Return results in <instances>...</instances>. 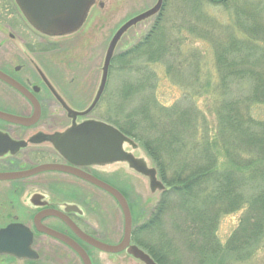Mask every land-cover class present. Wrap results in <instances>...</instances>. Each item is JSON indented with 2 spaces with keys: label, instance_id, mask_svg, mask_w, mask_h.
<instances>
[{
  "label": "trees",
  "instance_id": "trees-1",
  "mask_svg": "<svg viewBox=\"0 0 264 264\" xmlns=\"http://www.w3.org/2000/svg\"><path fill=\"white\" fill-rule=\"evenodd\" d=\"M190 1L192 6L181 11L182 25L193 39L212 45L220 77L217 82L223 84L217 94L219 104L214 106L216 123L209 126L186 97L166 106L158 102L153 91L147 90L153 84L155 88L158 80L151 77L155 71H149V64H166L167 72L174 77L181 69L197 70L196 54L188 63L182 49L181 37L185 36L180 31V35L171 38L162 10L136 43L113 56L111 66L133 72L134 79L122 80L121 92L124 89L126 96H121L111 118L102 116L143 145L167 184L145 224L132 228L131 232L132 242L157 264L171 255V264H175L176 247L169 244L171 240L175 242L174 236H179L183 247L203 252L201 242L197 245L191 234L203 228L211 235L220 214L244 209L232 235L238 258H245L264 232V120L247 111L249 104H264V0ZM201 1L235 7L238 29L234 24L232 30L216 29L198 8L201 5H195ZM125 103L128 109L123 113ZM216 154L222 157L220 165ZM203 189L207 198L200 195V200L206 201L207 228L201 221L204 211L196 202L197 193L201 194Z\"/></svg>",
  "mask_w": 264,
  "mask_h": 264
},
{
  "label": "rangeland",
  "instance_id": "rangeland-1",
  "mask_svg": "<svg viewBox=\"0 0 264 264\" xmlns=\"http://www.w3.org/2000/svg\"><path fill=\"white\" fill-rule=\"evenodd\" d=\"M156 1L95 0L94 6L91 5L87 11L84 23L81 25L82 28L80 27L73 33L58 36L59 39H62V47L59 51L34 54L32 57L36 58V68L28 66L26 70H21L20 74H35L33 77H36L38 73L54 75L55 77L50 78H53L56 82L60 81L61 85L67 86L68 94L74 97L72 105L77 109H83L92 103L100 86L103 60L108 43L114 33L125 21L153 7ZM98 2H102L103 7H100ZM192 4L193 1L190 0H164L163 9L161 10L164 12V19L165 17L167 19V29L172 34L171 38L177 33L180 35V31L185 36V38L180 37L184 40L182 49L188 56V63L194 60L193 55L196 54L197 60L195 64L197 65V70L189 72L181 69V71L176 72L174 77L172 72H167L168 66L166 64H149V71H155V74L151 73V77H157L158 80L155 88V84H153V87H149L147 90L149 92L153 91L158 102L166 106L172 105L182 97L190 99L191 101H189L193 108L204 116L209 126H212L216 123L214 106L219 104L220 99V97L217 98V94L221 92L223 84L217 82L219 74L214 65V49L212 45L201 39H193L192 33L182 25L183 17L181 11L183 8L191 7ZM195 5H201L198 8L209 17V20L216 29H228L233 26L232 24L237 28L239 17L238 14L236 15L235 7H232L230 4L225 7L224 5H213L208 1H201L198 4L195 3ZM155 19L156 15L153 14L128 27L119 37L114 52L118 53L136 43L153 25ZM180 26L182 28H179ZM7 33V30L3 33L5 38H7ZM173 40L171 39V42ZM13 50L16 53L18 52L17 48ZM173 57L176 58L175 56ZM2 60L3 58L1 57L0 63ZM132 76L133 72L117 69L116 66H110L108 80L105 82V94L100 99L98 110H95L93 114L95 118L102 119L103 115L111 118L114 115L116 105L122 100L121 96H126V93H123L124 89L121 92V82L124 78L134 79ZM71 78H77L78 80L69 84L68 81ZM244 84L243 88H246ZM83 85H87L85 92H83ZM239 93L241 94V92ZM67 109L71 111V109ZM127 109L128 106L125 103L123 113ZM247 111L252 117L264 120V104H249ZM200 122L202 123V118H200ZM125 136L127 138L123 143L122 149L135 161L142 163L146 169H154L155 179L159 183V186H152L148 174L138 172L124 160L111 163L112 177L109 181L126 197L130 207L132 228H135L145 224L144 222L149 218L161 191L164 187H167V184L158 175V169L151 155L145 150L143 145L132 136L126 134ZM244 154V157L247 156V153ZM215 157L219 162L218 165H220L222 157H220V154H216ZM201 192V194L200 191L197 193L199 196H197L196 202L204 211L201 221L207 228L208 213L204 208L206 201L200 200V195L207 198V192L204 189ZM95 201L102 203L104 207L103 210H96V222L99 230H101L100 236L106 243L115 244L121 239L123 234V215L121 209L108 193L104 194L103 192L96 191ZM242 213H244V209L225 215L220 214V218L216 219L212 227V234L209 236L208 231L204 232L203 228H198L196 232H193L191 236L196 238L194 241L197 245L201 242L204 248L203 252L195 253L196 249L187 248L185 245L183 247L181 244L182 240L178 239L179 236H174L175 242L169 241V244H172L171 246L174 245L176 247L174 263L264 264V232L260 235L261 241L257 243V246L253 245L250 247L245 258H238L239 254L235 253V238L232 239V235L233 232L235 233V228ZM204 217H206V221ZM208 238H211L212 241H209ZM185 241H188V239ZM133 244L135 243L133 242ZM94 255L96 258L102 259V264H145L128 253L127 250L112 254L111 256L109 255V259L107 255L99 253L97 250L94 252ZM171 256L167 258V261L164 259V263L162 264L169 262L171 264ZM176 259L178 262H176Z\"/></svg>",
  "mask_w": 264,
  "mask_h": 264
},
{
  "label": "flooded vegetation",
  "instance_id": "flooded-vegetation-1",
  "mask_svg": "<svg viewBox=\"0 0 264 264\" xmlns=\"http://www.w3.org/2000/svg\"><path fill=\"white\" fill-rule=\"evenodd\" d=\"M28 1L0 0V56L3 58L0 71L5 75L0 77V113L31 118L35 106L28 96L36 101L38 112L37 118L29 122L0 116V264H85L70 244L47 230L77 244L90 264H102V259L94 255L96 250L107 255L108 259L109 255L116 253L99 250L87 243L53 212L66 216L87 236L106 243L96 222V210H103L104 207L95 201V192H107L69 172L35 171L44 164H60L81 170L113 186L109 181L112 177L111 162L76 166L55 146V142L71 127L86 120L98 119L93 114L98 110L101 98L88 114L81 116L79 114L86 111L89 105L83 109L75 108L72 105L74 97L68 94L67 86L50 78L54 75L38 73L33 77L35 74H20L28 66L36 68L34 54L59 51L62 39L58 36L82 28L87 11L91 5L94 6L95 0L88 4L80 24L64 32L37 26L32 17L40 15ZM98 5L103 7L102 2ZM5 30L7 38L3 35ZM15 48L17 53L13 50ZM77 80L71 78L68 83ZM105 89L106 83L101 97ZM86 90L87 85H83V92ZM23 248L34 252L35 258H31L30 253L24 254ZM15 251L20 257L13 253Z\"/></svg>",
  "mask_w": 264,
  "mask_h": 264
},
{
  "label": "water",
  "instance_id": "water-1",
  "mask_svg": "<svg viewBox=\"0 0 264 264\" xmlns=\"http://www.w3.org/2000/svg\"><path fill=\"white\" fill-rule=\"evenodd\" d=\"M90 1L91 0H29L28 3L31 8L35 9V11L40 15V17H32L33 21L37 26H39L40 28L47 29L49 31L56 30L59 32H64L71 31L80 24ZM162 1L163 0H157L153 7L141 14L130 18L124 24H122L114 33L108 44L104 57L100 86L89 108L86 111L81 112L80 115L87 114L97 103L105 84L110 60L113 55L115 45L121 34L131 25L150 15L155 14L161 8ZM72 3H74V7H72ZM0 77H5L4 73H2L1 71ZM28 97L32 100L35 106V111L31 118H19L2 113H0V116L13 121H34L37 118L38 114L36 107L37 103L33 97ZM126 138L127 137L123 133H121L118 129L108 123L98 120H86L68 129L55 142V146L60 154H62L70 163L76 166L91 165L102 161H127L138 172L148 174L150 176L152 186H159V183L155 179V170L146 169L142 163H138L137 161H135L129 154H126L125 151L122 149V145L125 142ZM37 170H59L75 174L102 188L117 201L123 215L124 230L121 240L116 244H107L87 236L86 234L81 232L78 227L69 222L66 216L61 213L53 212L59 218H62L65 222H67L83 240H85L87 243L91 244L95 248L105 252L116 253L122 250H127L128 253L140 259L145 264H157L142 249H140L136 245L130 244L132 225L131 214L125 197L116 188L103 183L102 181L93 176L85 174L81 170L65 165L44 164L37 168L35 171ZM47 232L58 238H61L62 240L70 244V246L73 247V249L81 255L85 264H90L89 259L87 258L84 251L73 241L61 236L56 232L50 230H47ZM29 243L30 241H28V244ZM23 249L24 254L30 253L31 258H35L34 252H30V250L26 248ZM16 252L17 251L13 253L20 257V255H18Z\"/></svg>",
  "mask_w": 264,
  "mask_h": 264
}]
</instances>
